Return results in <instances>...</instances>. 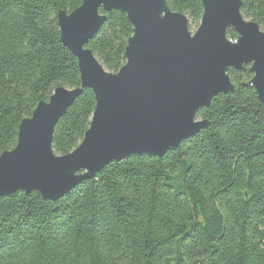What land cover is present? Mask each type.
I'll use <instances>...</instances> for the list:
<instances>
[{
	"label": "trees",
	"instance_id": "16d2710c",
	"mask_svg": "<svg viewBox=\"0 0 264 264\" xmlns=\"http://www.w3.org/2000/svg\"><path fill=\"white\" fill-rule=\"evenodd\" d=\"M81 1L0 0V154L55 88L80 86L57 12ZM165 1L199 25L201 0ZM240 12L264 29V0H241ZM99 13L86 47L117 72L132 26L119 10ZM227 73L233 90L197 113L208 124L163 156L110 161L56 200L0 196V264H264V103L247 66ZM94 106L84 88L55 124V154L79 145Z\"/></svg>",
	"mask_w": 264,
	"mask_h": 264
},
{
	"label": "water",
	"instance_id": "95a60500",
	"mask_svg": "<svg viewBox=\"0 0 264 264\" xmlns=\"http://www.w3.org/2000/svg\"><path fill=\"white\" fill-rule=\"evenodd\" d=\"M196 30L165 0H82L57 12L60 40L77 60L80 86L57 87L18 126L11 150L0 154V196L38 191L56 200L110 161L132 154L161 157L204 128L197 113L213 97L233 90L228 69L252 73L251 85L264 103V30L240 12L241 0H201ZM119 10L132 26L125 63L104 69L86 47L104 15ZM232 28L236 40L227 38ZM84 88L95 106L79 145L53 152L54 127Z\"/></svg>",
	"mask_w": 264,
	"mask_h": 264
},
{
	"label": "rangeland",
	"instance_id": "374dc122",
	"mask_svg": "<svg viewBox=\"0 0 264 264\" xmlns=\"http://www.w3.org/2000/svg\"><path fill=\"white\" fill-rule=\"evenodd\" d=\"M196 28H197V26L196 27L192 26L191 29H190V31L193 33L196 30ZM262 30H264V29H262Z\"/></svg>",
	"mask_w": 264,
	"mask_h": 264
}]
</instances>
